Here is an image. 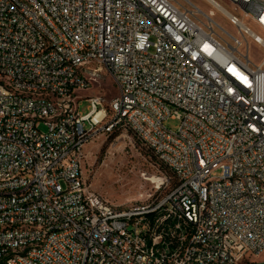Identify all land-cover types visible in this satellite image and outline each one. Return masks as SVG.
Returning <instances> with one entry per match:
<instances>
[{
    "label": "built area",
    "instance_id": "1",
    "mask_svg": "<svg viewBox=\"0 0 264 264\" xmlns=\"http://www.w3.org/2000/svg\"><path fill=\"white\" fill-rule=\"evenodd\" d=\"M206 1L235 34L190 0H0V264H240L264 250V58L244 44L264 49L250 26L264 33V0ZM101 71L110 102L78 96ZM114 132L171 173L156 203L115 205L85 179V145Z\"/></svg>",
    "mask_w": 264,
    "mask_h": 264
},
{
    "label": "rangeland",
    "instance_id": "2",
    "mask_svg": "<svg viewBox=\"0 0 264 264\" xmlns=\"http://www.w3.org/2000/svg\"><path fill=\"white\" fill-rule=\"evenodd\" d=\"M190 1L205 13L213 11L212 18L215 22L235 34V27L214 5L206 0ZM215 1L227 10L234 11L229 1ZM250 26L264 38V33L259 28L253 24ZM213 28L215 33L222 35L218 27L213 26ZM244 44L250 61L255 65L260 64L264 58L263 47L250 38H246ZM241 51L245 52V47H242ZM85 94H100L109 103L117 94V88L109 74L101 71L93 79L89 89L77 92L78 96ZM88 105V100L81 98L78 105L79 113L85 114L88 111ZM163 124L167 128L176 129L179 120L168 117ZM84 152L85 179L94 190L115 205H129L135 202L156 203L175 182L167 169L158 163L151 152L130 133L114 132L108 135L100 133L85 145ZM248 257H250L249 254ZM240 264H264V250L250 261H243Z\"/></svg>",
    "mask_w": 264,
    "mask_h": 264
},
{
    "label": "bare ground",
    "instance_id": "3",
    "mask_svg": "<svg viewBox=\"0 0 264 264\" xmlns=\"http://www.w3.org/2000/svg\"><path fill=\"white\" fill-rule=\"evenodd\" d=\"M213 2H215L219 7H222L218 2H216L215 0L213 1Z\"/></svg>",
    "mask_w": 264,
    "mask_h": 264
},
{
    "label": "trees",
    "instance_id": "4",
    "mask_svg": "<svg viewBox=\"0 0 264 264\" xmlns=\"http://www.w3.org/2000/svg\"><path fill=\"white\" fill-rule=\"evenodd\" d=\"M169 172V171H168ZM168 174H171L170 172Z\"/></svg>",
    "mask_w": 264,
    "mask_h": 264
}]
</instances>
